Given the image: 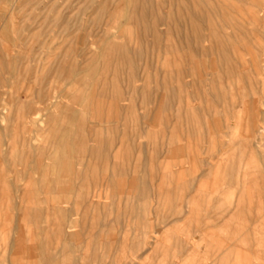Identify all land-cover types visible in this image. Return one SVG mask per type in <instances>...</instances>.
Instances as JSON below:
<instances>
[{
    "label": "rangeland",
    "instance_id": "rangeland-1",
    "mask_svg": "<svg viewBox=\"0 0 264 264\" xmlns=\"http://www.w3.org/2000/svg\"><path fill=\"white\" fill-rule=\"evenodd\" d=\"M253 1L0 0V264H264Z\"/></svg>",
    "mask_w": 264,
    "mask_h": 264
},
{
    "label": "bare ground",
    "instance_id": "bare-ground-1",
    "mask_svg": "<svg viewBox=\"0 0 264 264\" xmlns=\"http://www.w3.org/2000/svg\"><path fill=\"white\" fill-rule=\"evenodd\" d=\"M254 1H255V0H254ZM254 1H253V2H254ZM260 2H261V1H260ZM260 2H259V4H260ZM259 6H260V5H259ZM110 21H111V20H110ZM111 30H112V29H111ZM260 32H261V30H260ZM169 36H170V35H169ZM219 36H220V34H219ZM204 38H205V37H204ZM227 38H229V37H227ZM227 38H224V39L227 40ZM215 39H216V38H215ZM207 40H209V39H207ZM212 40H213V38H212ZM205 41H206V40H205ZM205 41H203V43H204ZM214 41H215V40H214ZM128 43H129V42H128ZM210 43H211V42H210ZM213 43H214V42H213ZM225 43H227V42H225ZM228 43H229V42H228ZM230 43H231V42H230ZM205 44H206V43H205ZM2 46H3V45H2ZM167 46H168V45H167ZM221 46H222V45H221ZM224 46H225V45H224ZM137 48H138V47H137ZM168 50H169V49H167V51H168ZM15 53H16V52H15ZM166 56H169V55H166ZM237 57H238V56H237ZM160 59H162V58H159V60H160ZM253 60H254V59L252 58V60H251L252 63H253ZM160 61H163V60H160ZM169 61H171V60L169 59ZM173 61H174V60H173ZM165 62H166V61H165ZM160 63H161V62H160ZM162 63H163V62H162ZM173 64H174V62H173ZM238 64H239V61H238ZM165 65H166V64H165ZM165 65H164V66H165ZM240 65H241V64H240ZM240 65H239V66H240ZM253 65H255V64L253 63ZM164 66H163V69L165 70L166 67L164 68ZM167 66H168V63H167ZM241 66H242V65H241ZM255 67H256V66H254V69H255ZM256 70H257V68L255 69V71H256ZM168 71H169V70H168ZM243 71H244V70H243ZM257 71H258V70H257ZM169 72H170V71H169ZM257 74H258V73H257ZM248 82H249V81H248ZM149 86H150V85H149ZM128 93H129V92H128ZM78 102H79V101H78ZM126 103H127V102H126ZM131 115H132V114H131ZM32 120H33V119H32ZM33 121H34V120H33ZM90 122H91V121H90ZM101 123H102V120H101ZM103 123H104V122H103ZM113 123H114V121H113ZM33 124H34V123H33ZM35 124H36V123H35ZM134 130H135V129H134ZM82 131H84V130H82ZM92 136H94V135H92ZM92 136H91V137H92ZM57 164H58V163H57ZM37 169H38V167H37ZM212 186H213V185H212ZM214 187H215V186H214ZM247 193H248V192H247ZM234 201H235V200H234ZM236 203H237V202H236ZM31 262H32V261H31Z\"/></svg>",
    "mask_w": 264,
    "mask_h": 264
}]
</instances>
